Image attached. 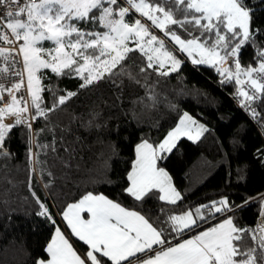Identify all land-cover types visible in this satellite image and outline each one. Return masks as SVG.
Here are the masks:
<instances>
[{"label": "snow or ice", "instance_id": "1", "mask_svg": "<svg viewBox=\"0 0 264 264\" xmlns=\"http://www.w3.org/2000/svg\"><path fill=\"white\" fill-rule=\"evenodd\" d=\"M134 14L145 22L130 20ZM152 29H159L178 47L169 50ZM177 30L188 38H182ZM260 32L252 28V13L245 0H0V44L8 45L0 46V76L15 81L9 87L0 84V157L12 155L5 145L18 126L28 130L29 159L38 156L31 148L33 122L47 119L49 112L76 94L67 92L51 107L42 106L41 93L46 90L42 70L50 69L58 76L74 74L82 80L79 87L85 88L114 75L135 52L144 58L142 73L152 70L168 76L179 71L182 61L175 53H185L195 65L215 68L223 77L222 84L238 86L235 94L241 98V106L255 118L258 113L250 105L264 97V48L256 41ZM46 43L50 46L45 47ZM248 45L255 50V66L240 62L241 50ZM228 61L231 64L223 67ZM7 119L13 122L6 123ZM207 131L184 113L158 145L146 140L138 144L125 193L138 202L157 193L158 199L168 204L182 201L168 172L157 162L163 153L173 150L181 136L198 140ZM54 144L55 138L50 145L37 146L55 151ZM256 199L262 207L255 225L238 226L229 213ZM37 203L41 209L37 215L55 225L45 204L38 198ZM82 212L90 214V219H83ZM62 215L90 250L81 258L57 227L45 248L49 258L38 259L36 264H102L103 258L111 264H264V194L242 205H233L223 197L168 215L160 226H154L139 211L92 192L69 204ZM210 219L217 222L195 231ZM185 232L195 234L175 244L169 241V235L175 239ZM246 240H251L252 246H246Z\"/></svg>", "mask_w": 264, "mask_h": 264}, {"label": "trees", "instance_id": "2", "mask_svg": "<svg viewBox=\"0 0 264 264\" xmlns=\"http://www.w3.org/2000/svg\"><path fill=\"white\" fill-rule=\"evenodd\" d=\"M245 3L252 13V28L261 30L257 44L264 48V0ZM254 56L251 45L242 48V66H255ZM144 65L138 52L130 53L114 75L85 88L79 87L82 80L74 74L41 71L46 89L41 93L42 106L51 107L67 92L76 94L49 112L47 119L33 122L31 148L38 156L29 159V134L24 126L13 129L6 141L12 155L0 157V264H36L47 259L45 248L55 227L62 225V213L88 192L139 211L154 226H160L165 215L181 214L223 197L242 205L264 194V97L250 105L258 113L254 118L234 95L238 86L222 84L223 77L213 67L183 61L179 71L161 76L152 70L142 73ZM184 112L208 131L198 140L178 139L158 161L182 201L168 204L158 199V193L135 201L124 191L135 146L145 140L158 145ZM40 129L44 131L36 135ZM54 138L55 151L37 146L50 145ZM37 198L49 209L55 225L37 215L41 211ZM261 207L259 199L251 200L229 215L242 228L254 226ZM216 222H201L195 231ZM194 233L170 236L169 241L176 243ZM70 239L83 255L87 253V245ZM245 245L252 246V241L246 240ZM102 264L111 262L103 258Z\"/></svg>", "mask_w": 264, "mask_h": 264}, {"label": "rangeland", "instance_id": "3", "mask_svg": "<svg viewBox=\"0 0 264 264\" xmlns=\"http://www.w3.org/2000/svg\"><path fill=\"white\" fill-rule=\"evenodd\" d=\"M133 18H140V19H142V22H145V20H144V18H142V17H140L139 16V14H134V16L133 17H129V19L131 20V19H133ZM149 24H150V22H148ZM173 28H175L176 26H172ZM152 31H153V34H155V35H157L159 38H161V39H164L165 40V43H166V45H167V47H168V49L169 50H173V48L174 47H178V46H174V44L170 41V39L168 38V37H165L164 36V34H163V32H161L159 29H152ZM178 31V34L179 35H181V37L182 38H184V39H187L188 37H187V34L186 33H184L182 30H177ZM50 45L48 44V43H46L45 44V47H49ZM130 46H133V45H131L130 44ZM176 55H177V58L178 59H180L182 62L183 61H185V62H188V63H190V64H193L192 62H191V59H188V58H186V54L185 53H175ZM229 64H231V61H228L227 63H225L224 65H222L223 67H226L227 65H229ZM193 65H195V64H193ZM208 66V65H207ZM173 73V72H172ZM171 74V73H170ZM169 74V75H170ZM184 113H187V112H184ZM184 113L182 114V116L184 115ZM189 116H191L189 113H187ZM181 116V117H182ZM192 117V116H191ZM193 118V117H192ZM194 119V118H193ZM195 120V119H194ZM180 121V120H179ZM196 121V120H195ZM197 122V121H196ZM179 123V122H178ZM197 124H200V123H198L197 122ZM193 135H195V131H193V133H192ZM182 137H186V138H188L187 136H181L180 138H182ZM179 138V139H180ZM140 143H142V142H140ZM140 143H138V144H140ZM137 144V145H138ZM136 145V146H137ZM136 146H135V148H136ZM166 153H168V152H166ZM166 153H163V154H166ZM135 158H136V153H135ZM135 160V159H134ZM158 163V162H157ZM158 167H159V165H158ZM195 209V208H194ZM194 209H192V210H194ZM174 214H178V213H174ZM174 214H171V215H174ZM166 216V215H165ZM164 216V219H163V221H165L166 220V218H167V216L165 217ZM167 225H165V227H166ZM207 228V227H206ZM206 228H204V229H206ZM204 229H201V230H204ZM201 230H199V231H201ZM171 235H169V237H170Z\"/></svg>", "mask_w": 264, "mask_h": 264}, {"label": "crops", "instance_id": "4", "mask_svg": "<svg viewBox=\"0 0 264 264\" xmlns=\"http://www.w3.org/2000/svg\"><path fill=\"white\" fill-rule=\"evenodd\" d=\"M11 120H12V119H7L5 122H9V121H11ZM77 202H78V201H77ZM77 202H75V203H77ZM73 204H74V203H73ZM65 210H66V209H65ZM81 216H82V218L85 219V220L90 219V214H88V213H86V212H82V213H81ZM61 221H62V225H58V226H56L55 229L58 227V228L61 230V232L64 234L65 238L69 240V243L72 244L73 249L77 252V254L80 255L81 258H84L86 254L83 255V254H82V253H81V252L75 247V245L73 244V242H72L71 239H70L71 236L74 237V238L77 239V240H79V238L76 237V236L72 233L71 227L68 225L67 221L63 218V215H62ZM55 229H54V231H53L52 236L55 234ZM194 234H195V233H194ZM194 234H192V235H190V236H187V237H184V238L182 237L181 239H188V238H190L191 236H193ZM52 236H51V237H52ZM181 239H179V240H181ZM79 241H81V240H79ZM81 242L84 243L83 241H81ZM84 244H85V243H84ZM173 244H175V243H173ZM85 245H86V244H85ZM87 247H88V251H89L90 248H89L88 245H87ZM88 251H87V252H88ZM48 258H49V256H48ZM48 258H47V259H48ZM47 259H45V260H47Z\"/></svg>", "mask_w": 264, "mask_h": 264}, {"label": "built area", "instance_id": "5", "mask_svg": "<svg viewBox=\"0 0 264 264\" xmlns=\"http://www.w3.org/2000/svg\"><path fill=\"white\" fill-rule=\"evenodd\" d=\"M0 46H4V47H7L8 45H3V44H0ZM15 81L13 79H8V78H5L4 76H0V84H3L5 87H9L12 83H14ZM19 95V93L17 94ZM26 95V93H25ZM236 95V94H234ZM240 97H238V101L240 103ZM8 100V97L7 95H5V101ZM13 120L9 121V122H6V123H12Z\"/></svg>", "mask_w": 264, "mask_h": 264}]
</instances>
